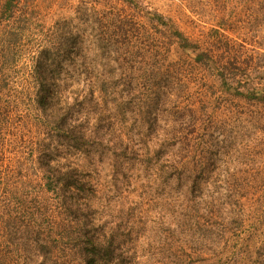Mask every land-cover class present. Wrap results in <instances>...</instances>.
Wrapping results in <instances>:
<instances>
[{
	"label": "trees",
	"instance_id": "1",
	"mask_svg": "<svg viewBox=\"0 0 264 264\" xmlns=\"http://www.w3.org/2000/svg\"><path fill=\"white\" fill-rule=\"evenodd\" d=\"M20 2H0V48L6 53L0 65V236L12 237L14 222L24 221L28 212L32 247L46 253L38 264H69L77 254L82 264H131L125 244L140 214L120 193L96 208L95 183L86 179L100 172L97 161L110 160L114 190L121 173L116 165L126 163L163 179L167 189L180 190L164 199L179 209L177 227L185 230L187 221L205 237L191 239V252L173 255L172 264H183L190 255L208 264H264V213L251 191L259 181L264 185V178L240 175L237 159L253 153L200 125L211 115L197 106V98L217 84L188 74L191 51L197 65L229 78L225 64L171 17L140 0H82L76 20L55 21L41 39L29 36L26 15L16 16ZM221 23L214 30L219 32ZM27 42L37 47L27 58L33 78H8L9 64ZM176 49L188 57L176 59L171 55ZM219 86L264 100V90L242 92L227 80H219ZM27 98L36 108L30 142L44 182L35 185L20 218L21 185L13 190L9 183L7 190L4 165L10 160V135L17 136L14 144L25 139L17 120H25L21 104ZM224 154L233 160L221 162ZM61 155L73 160L61 162ZM172 180L177 186L169 184ZM199 181L210 185L203 189Z\"/></svg>",
	"mask_w": 264,
	"mask_h": 264
},
{
	"label": "rangeland",
	"instance_id": "2",
	"mask_svg": "<svg viewBox=\"0 0 264 264\" xmlns=\"http://www.w3.org/2000/svg\"><path fill=\"white\" fill-rule=\"evenodd\" d=\"M81 1L21 0L16 16L26 15L30 19L28 29L31 32L28 31L29 36L34 39H41L46 37V30L50 29L55 21L64 18L75 19V9ZM140 1L152 9H157L166 17H171L193 42L199 43L203 49L210 51L217 62L225 64L224 74L229 78L216 76L213 68L205 64L197 65L194 60L195 52L191 51V65L187 67L190 78H206L207 81L217 84L215 90L212 89L213 91L207 96L203 95L200 99L197 98L199 100L197 106L203 105V110L206 109L205 112H209L211 115L209 120H201L200 125L215 130V132L229 135L232 143L235 141L236 144L241 143L243 151L253 153L251 157L248 156L249 153H244L237 159L239 166L237 170L240 175L264 178V100H249L245 95L234 93L226 86H219V80L222 82L227 80L231 84L237 83L242 92H248V89L252 88L264 90V0ZM102 3L106 4L104 1ZM222 16L227 18V21L226 19H219ZM218 22H222L223 27L219 32L214 30L218 26ZM231 22L233 23L231 24ZM36 48L27 42L16 60L9 64L8 69L6 67L8 78H33L31 73L29 74L27 58ZM5 55L6 53H3L0 48V65H2V57ZM171 55L178 59L179 57L186 58L189 54L176 49ZM29 65L32 68V61ZM84 87L89 89L86 85ZM17 88L20 89L21 85ZM31 92H33L32 88ZM97 94L95 91V95ZM33 107L28 98L24 99L23 104H21L26 117L25 120L23 117L21 120H17V128L20 127L21 134H24L25 139L14 144L17 136L10 135L13 141L8 146L6 153L10 160L6 161L4 165L7 167L6 172L9 178L6 182L7 190L10 189L9 183L13 190H16V183L21 185L20 195H17V202L19 201L17 204H20L17 205L20 218L25 216L21 212L30 207V198L36 191L35 185L44 182L39 158L37 153L32 150L33 144L31 145L30 142L34 135L33 130H35L34 124L36 122L34 121L36 108ZM26 146L28 147L26 148ZM61 156H63L61 162H67V158L72 159L73 157L70 155L68 157ZM224 160L233 159L224 154L221 162ZM109 161H97L96 166L100 172L92 177L87 176L86 179L90 178L95 183L96 199L94 204L96 208L99 209L105 204H109V198L115 193H120L124 196L123 201L128 202L126 203L127 206H131L137 216V213L140 214L134 220V230L129 232V236H127L130 241L125 244L128 249L126 256H129L131 264H172L173 255L182 254L184 250L191 252V239L196 238V236L204 239L203 230L197 232L196 228L188 224L187 221L185 222V226H187L185 230L177 227L176 223L182 221L178 215L179 209L167 204L165 200L168 198L167 195L172 198L176 197V194L178 195L180 192L178 188L167 189L165 186L167 183L163 179L149 178V174L145 171L136 170L126 163L125 168L116 165L117 170L121 173L117 174L116 188L119 189H115L118 190L115 191L112 185L114 172ZM123 170H126L127 176L123 174ZM177 182L172 180L169 184L175 187ZM260 183L259 181L258 185L251 191L254 192L253 198L256 208L264 213V185ZM199 185L205 189L210 184L199 181ZM258 194L259 196H257ZM21 206L22 208H20ZM27 215L28 212H26L24 221L17 220L14 222L15 230L12 237L9 234H1L0 264H38L41 259L45 260V250L42 251V255L36 253L32 247L31 228ZM69 260V264H82L78 254L73 256V259L71 255ZM183 264L208 263L197 261L195 257L190 255L186 256V261ZM231 264L240 263L231 262Z\"/></svg>",
	"mask_w": 264,
	"mask_h": 264
}]
</instances>
